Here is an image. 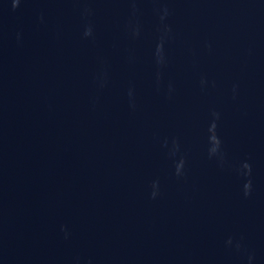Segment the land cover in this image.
Listing matches in <instances>:
<instances>
[{
  "label": "water",
  "instance_id": "water-1",
  "mask_svg": "<svg viewBox=\"0 0 264 264\" xmlns=\"http://www.w3.org/2000/svg\"><path fill=\"white\" fill-rule=\"evenodd\" d=\"M0 264H264V0H0Z\"/></svg>",
  "mask_w": 264,
  "mask_h": 264
}]
</instances>
